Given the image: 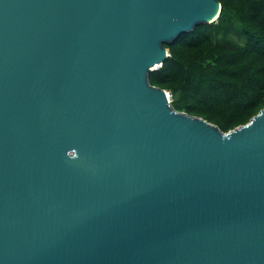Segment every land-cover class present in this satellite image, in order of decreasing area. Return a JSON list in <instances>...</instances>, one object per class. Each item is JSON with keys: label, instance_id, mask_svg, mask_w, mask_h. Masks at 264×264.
Wrapping results in <instances>:
<instances>
[{"label": "water", "instance_id": "obj_1", "mask_svg": "<svg viewBox=\"0 0 264 264\" xmlns=\"http://www.w3.org/2000/svg\"><path fill=\"white\" fill-rule=\"evenodd\" d=\"M220 0H0V264H264V107L227 132L149 72Z\"/></svg>", "mask_w": 264, "mask_h": 264}, {"label": "trees", "instance_id": "obj_2", "mask_svg": "<svg viewBox=\"0 0 264 264\" xmlns=\"http://www.w3.org/2000/svg\"><path fill=\"white\" fill-rule=\"evenodd\" d=\"M220 1L219 18L165 43L170 55L149 80L171 91L175 109L227 132L264 107V0ZM226 26L240 30L245 44H223Z\"/></svg>", "mask_w": 264, "mask_h": 264}, {"label": "rangeland", "instance_id": "obj_3", "mask_svg": "<svg viewBox=\"0 0 264 264\" xmlns=\"http://www.w3.org/2000/svg\"><path fill=\"white\" fill-rule=\"evenodd\" d=\"M225 33L221 36V42L232 47H239L245 44L246 37L240 30H234L228 26L222 27Z\"/></svg>", "mask_w": 264, "mask_h": 264}, {"label": "bare ground", "instance_id": "obj_4", "mask_svg": "<svg viewBox=\"0 0 264 264\" xmlns=\"http://www.w3.org/2000/svg\"><path fill=\"white\" fill-rule=\"evenodd\" d=\"M217 18H215V20H216Z\"/></svg>", "mask_w": 264, "mask_h": 264}, {"label": "built area", "instance_id": "obj_5", "mask_svg": "<svg viewBox=\"0 0 264 264\" xmlns=\"http://www.w3.org/2000/svg\"><path fill=\"white\" fill-rule=\"evenodd\" d=\"M173 99V98H172Z\"/></svg>", "mask_w": 264, "mask_h": 264}]
</instances>
